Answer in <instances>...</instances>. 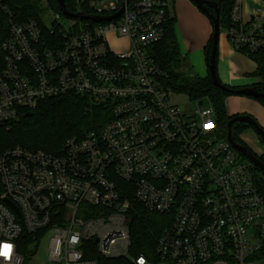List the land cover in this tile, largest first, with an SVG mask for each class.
<instances>
[{
  "label": "built area",
  "instance_id": "2783aa9c",
  "mask_svg": "<svg viewBox=\"0 0 264 264\" xmlns=\"http://www.w3.org/2000/svg\"><path fill=\"white\" fill-rule=\"evenodd\" d=\"M41 1L44 14L12 21L0 43V127L69 92L109 114L57 153L0 150V264H25L47 233L43 264H264L252 164L219 136L211 103L175 102L151 54L173 0H75L71 12L88 17L57 12L65 23ZM243 5L233 1L225 35L248 55L264 50V16L255 8L245 18ZM111 33L127 46L117 50ZM130 197L167 216L152 254L130 253Z\"/></svg>",
  "mask_w": 264,
  "mask_h": 264
},
{
  "label": "trees",
  "instance_id": "16d2710c",
  "mask_svg": "<svg viewBox=\"0 0 264 264\" xmlns=\"http://www.w3.org/2000/svg\"><path fill=\"white\" fill-rule=\"evenodd\" d=\"M211 1L216 3L219 10L220 30L223 29L225 31L234 25L231 20V10L234 0ZM35 3L36 0H2L0 3V43L7 37L12 21L22 22L29 17L38 16V11L34 8ZM47 3L50 8L59 12L56 0H47ZM65 3L70 11L76 10L75 0H65ZM207 8L208 12L215 14L213 8ZM82 10L87 11L85 8H82ZM168 16L169 19L164 39L151 48V54L157 65L168 74L165 84L174 92L185 93L194 100L208 97L214 109L217 132L220 137H225L227 133L226 123L232 118L227 113L226 98L234 93L218 88L210 79L208 59L213 46L212 37H210L204 48L207 74L203 77L198 74L188 76L182 72L184 60L178 50L174 36V18L169 14ZM217 54L218 49L215 54L216 75ZM248 56L257 65L254 72V75L260 78L257 88L264 92V50L248 54ZM223 85L229 89H237V87ZM254 99H257L264 106V99ZM108 114V106L92 103L90 98L85 94L69 92L48 98L41 101L33 110L21 112L19 119L13 122L9 130L0 127V150L19 144L25 147L57 153L61 151L66 138L72 135L80 136L88 130H99L108 119ZM246 127H251V125L241 122L233 123L231 134L236 143H244L238 136V133ZM240 156L245 158L242 154ZM259 158L264 162V154L260 155ZM251 169L261 174L257 176L254 173V181L264 196V174L255 166L251 167ZM130 201V253L133 255L140 253L152 254L157 236L161 229L169 224L165 222L167 216L148 211L143 205L135 201L133 197H130ZM108 262L109 264H116L118 261L108 260Z\"/></svg>",
  "mask_w": 264,
  "mask_h": 264
},
{
  "label": "crops",
  "instance_id": "0c3cea01",
  "mask_svg": "<svg viewBox=\"0 0 264 264\" xmlns=\"http://www.w3.org/2000/svg\"><path fill=\"white\" fill-rule=\"evenodd\" d=\"M172 6L174 7L172 11L169 9V15L174 18L173 28L178 50L184 63L203 77L207 74L204 48L212 32L210 19L191 0H174ZM253 11L254 9L246 10L245 18L247 12ZM259 15L264 16V11ZM217 49V76L220 82L237 88L260 82V78L254 75L256 63L246 53L233 48L225 32L219 34ZM234 96L235 94L226 98L228 115L250 114L264 129V110L248 113L251 109L241 98Z\"/></svg>",
  "mask_w": 264,
  "mask_h": 264
},
{
  "label": "water",
  "instance_id": "95a60500",
  "mask_svg": "<svg viewBox=\"0 0 264 264\" xmlns=\"http://www.w3.org/2000/svg\"><path fill=\"white\" fill-rule=\"evenodd\" d=\"M202 12H204L211 20L213 32H212V50L211 54L208 59V69H209V76L212 81V83L217 86L218 88L234 93L237 95H244L254 98H261L264 99V92L258 90L257 85H250V86H244L237 89H229L227 86L223 85L215 71V54L217 50V44H218V38L220 34V26H219V10L216 6V3L211 0H191ZM59 10L67 15V16H75L78 18L88 17L84 13H72L67 9L65 0H56ZM211 7L215 10V14L208 12V8ZM122 9L116 13L115 15L111 17H98V16H90L89 18L96 21H102V20H109L111 18H115L121 13ZM235 122H241L251 125L253 130L256 132L258 137L262 140L264 145V129L260 126V124L257 122V120L251 116L250 114H236L232 115V118L226 123L227 133L226 137L228 141L231 143V145L240 152L253 166L257 167L263 174H264V162L261 161L259 156L252 151L246 144L244 143H236L232 138V125Z\"/></svg>",
  "mask_w": 264,
  "mask_h": 264
},
{
  "label": "rangeland",
  "instance_id": "374dc122",
  "mask_svg": "<svg viewBox=\"0 0 264 264\" xmlns=\"http://www.w3.org/2000/svg\"><path fill=\"white\" fill-rule=\"evenodd\" d=\"M173 3H174V0L170 3L169 9L171 11L173 10V7L176 4L175 3L174 6H172ZM34 8L38 11L39 15L44 14L45 5H44V2H42L41 0H36V3L34 4ZM255 8H258V9H261L264 11V0H244L243 9L245 11L246 10L250 11V10H253ZM51 16H58V18L61 22H64V23L66 22V19L63 16H61L60 14H58L57 12L51 13ZM210 22H211V20H210ZM212 32H213V27H212ZM212 32L210 34V37L212 35ZM224 32L225 31L223 29L220 30L221 34H224ZM210 37H209V39H210ZM110 39H111V41L114 42V47H116L117 50H122L127 46L126 38L117 37L116 34H114V33L110 34ZM182 72L188 76H190V75L192 76V75L196 74V72H194L185 63H184V67L182 68ZM229 96H231V95H229ZM234 97L241 98L244 101L245 105L251 109V111L248 113L254 114V113H257L258 111L264 110V106L257 99H254V98L249 97V96L237 95V94ZM173 98L176 99L175 102L177 104L185 107L186 109H191V108L197 107V102H195L194 99H191L185 93H179L178 96H173ZM201 101H202L203 106H205V107L210 106V99L208 97H204L203 99L201 98ZM226 107L228 108V103H226ZM229 116H231V115H229ZM238 136L241 137L244 141V144H246L248 147H250V149L252 151H254L258 156L264 154L263 142H261L260 138H258V135L256 134V132L253 130L252 127H246L244 129H242L238 133ZM262 147H263V151H262ZM246 162L251 165V163L249 161H246ZM251 167H254V166L251 165ZM252 172L255 173L257 176L261 175L258 171H255L253 169H252ZM49 235L50 234L47 233V235H45L43 238L40 239V241L36 244L35 254H32V256H30V258L27 259L25 264H43L44 263L45 256H46L45 255V249H46V246L48 244ZM156 264H168V263L161 261V262H157Z\"/></svg>",
  "mask_w": 264,
  "mask_h": 264
},
{
  "label": "bare ground",
  "instance_id": "6f19581e",
  "mask_svg": "<svg viewBox=\"0 0 264 264\" xmlns=\"http://www.w3.org/2000/svg\"><path fill=\"white\" fill-rule=\"evenodd\" d=\"M73 134H75V133H73Z\"/></svg>",
  "mask_w": 264,
  "mask_h": 264
}]
</instances>
